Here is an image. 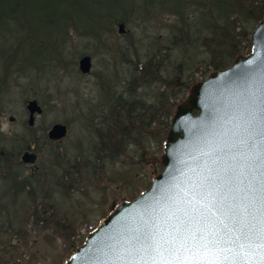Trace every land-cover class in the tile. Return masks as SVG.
I'll return each instance as SVG.
<instances>
[{"label": "rangeland", "instance_id": "rangeland-1", "mask_svg": "<svg viewBox=\"0 0 264 264\" xmlns=\"http://www.w3.org/2000/svg\"><path fill=\"white\" fill-rule=\"evenodd\" d=\"M104 3L99 11L101 13L96 16L101 21H93L90 26L91 19L88 17L89 24L85 21L70 23L62 46V59L58 65H52L51 70L29 68L24 71L17 68L15 62L7 67L0 65V148L2 152L16 151L9 140H29V152L36 154L34 165L38 168L33 171L34 165L20 163L10 166L13 173L18 172L19 178H31V185L25 190L31 189L35 197L34 201L29 198L22 204L19 197L16 206L9 207L13 221L16 215L19 216L18 223H12V230L1 237L22 245H14L10 254L2 259L4 264L11 262L9 260L15 257L13 252L19 250L23 253L20 264H63L69 259L63 250L64 240L53 224L46 221L38 230L21 224L26 210L30 211L35 201L38 204L45 202L44 206L50 205L47 215L67 218V224L71 226L69 231H77L74 240L80 243L97 226L101 217L110 211L111 202L135 197L149 186L152 177L161 170L163 140L160 142L154 138V122L144 126L139 134L138 127L136 133H129V144L125 149L121 148L116 156L109 151L102 152L103 157L98 160L95 151L93 153L96 138L92 137L91 131L98 122V115L102 118L107 107L110 108L116 93L122 94L123 103L133 99L138 101V104L134 102L138 106L142 100L143 108L153 115L156 106L161 104L160 98L170 95L167 103L175 111L177 100L187 94V91L178 92V80L183 81L185 89L213 71L203 65L207 54L200 44L186 45V39L178 32L180 21H176V16L166 10L177 0H104ZM119 23L124 26L123 32L118 31ZM195 23L191 30L193 34L199 31L200 35L210 33L205 26L201 31L198 21ZM50 34L51 40L38 59L39 63L45 62L43 56L46 49L55 46L53 40L57 35ZM41 39L46 38L40 36ZM157 49L159 52L154 59ZM85 54L91 57L92 63L90 72L82 74L78 61ZM152 61L156 62V67L148 65ZM156 78L161 82L157 83ZM161 84L166 85L163 91L159 90ZM171 84L174 86L171 87ZM30 99L37 100L42 112L35 116L34 131L28 132L25 128L28 116L26 103ZM89 109L93 110L89 114L96 112L92 114H96L93 120L87 114ZM123 110L121 125L130 120ZM10 115L14 116L13 121L8 119ZM153 115L149 119L144 115L143 123H146L145 120L152 121ZM55 122L65 123L67 133L60 140H49L46 132ZM23 151L25 149L22 148L20 154ZM91 165L99 168L93 172V168H89ZM75 166L78 167V175L74 173ZM71 170L73 175L66 176ZM5 173L0 171V194L8 197L13 191L10 194L4 188L7 182L1 176H6ZM38 178L43 187L38 191L39 197L34 187L39 182ZM19 225L22 233L18 232Z\"/></svg>", "mask_w": 264, "mask_h": 264}, {"label": "water", "instance_id": "water-1", "mask_svg": "<svg viewBox=\"0 0 264 264\" xmlns=\"http://www.w3.org/2000/svg\"><path fill=\"white\" fill-rule=\"evenodd\" d=\"M118 31H124L122 23L118 24ZM250 43L247 54L237 55L229 66L211 71L205 79L190 86L187 96L177 104L165 136L162 169L135 198L114 205L63 264H116L113 250L128 241L134 242V236L151 231L153 224L159 226L166 218L168 223L176 224L171 215L183 216L186 201L198 190L197 183L209 175L220 174V167L214 161L221 139L240 122L250 99L259 97L264 90V18L251 31ZM90 68L91 57L81 56L79 71L87 74ZM26 108L27 124L33 126L42 107L36 99H30ZM8 119L13 121L14 116ZM66 133L67 125L55 122L46 136L60 140ZM35 159L36 155L29 151L21 155L25 163H33ZM259 171L257 161L254 175L259 177ZM235 237H239V232L232 233L229 239ZM236 244H244L245 249L257 253L248 256L241 253L240 264H261L264 240L258 233H249L248 239H235V244L230 245L233 251Z\"/></svg>", "mask_w": 264, "mask_h": 264}, {"label": "trees", "instance_id": "trees-1", "mask_svg": "<svg viewBox=\"0 0 264 264\" xmlns=\"http://www.w3.org/2000/svg\"><path fill=\"white\" fill-rule=\"evenodd\" d=\"M168 1L172 2V0ZM104 5V0H0V65L7 67L12 62H15L18 64L17 68L24 71L29 68H36L40 71L45 68H51L55 63L58 65L62 59V46L70 23L72 21H85L89 24V21H91L90 26H92L93 21H101L96 16L101 13L99 11ZM163 5L165 6V4ZM166 10L176 16V21H180L178 32L179 35L182 34L186 39V45L200 44V47L206 52L207 57L202 61L205 69L216 70L227 67L238 54L246 53L250 50V33L254 26L264 18V0H177L176 4L166 7ZM88 13L90 16H88ZM88 17L91 20L87 21ZM195 21H198L201 31L203 26H205L210 33L208 35H200L199 31L198 34H193L191 30L192 27L196 26ZM74 24L78 26L76 23ZM52 32L57 35L55 40H53L55 46L53 47L52 45L46 49V54L43 56V61L45 60V62L39 63V58L45 46L51 40L50 33ZM39 33L40 35L38 36ZM55 35H52V37ZM194 35L195 38H193ZM40 36L46 39H41L40 41ZM198 38V42L195 43ZM158 52L159 49L153 54L154 59ZM149 58L151 57L149 56ZM152 62L154 63L152 64ZM152 62L148 65L156 67V62ZM203 72L205 76L206 70ZM155 81L157 83L161 82L157 78ZM165 86V84H161L159 90L163 91ZM172 86L174 84H171ZM169 98L170 95H163L160 98L159 102L161 104L156 106L152 121L145 120L146 123H143L142 120L135 119L125 121L121 125V148L125 149L126 145L129 144V133H136L135 131L138 127L137 133L139 134V131H142L144 126L146 127L152 122H154V134L152 132L154 138L160 142L164 139L172 115V108L167 103ZM25 128L28 132L34 131V127L25 125ZM94 131L100 133L98 127H94ZM109 137L108 135L106 136V138ZM9 141L12 146L16 147V151L2 152L3 149L0 148V171L4 170L6 172L4 174L6 176L1 177L7 182H12V185L17 190H22L21 192L25 194V201L31 198L32 202L35 194L31 189L32 193L24 190L28 184L31 185V178L23 177L21 179L19 174H16L17 172L10 173L12 164L21 163L19 157L21 149H30L29 140L24 142L20 139L15 141L17 144L12 139ZM93 151H95V155L97 154L98 160H100V156L103 157L101 148ZM10 152L11 154L8 155ZM87 164L88 162L85 160V165ZM75 168L74 173L78 175V167L75 166ZM89 168H93L94 172L99 167H95V169L91 165ZM68 173L66 174L68 177L73 175L72 170L68 171ZM31 188H33V185ZM43 199L46 201V196ZM37 207L38 204L35 203L30 211L28 210V214L24 216L26 221L32 217L30 228L38 230L41 224L46 221L51 225L53 224L57 234L64 240L63 250L70 257L75 248L83 242L76 243V240H74L77 231H69L71 226L67 224V218H54L50 214H46L44 205L43 209H38ZM15 217L16 219L19 218L18 215ZM3 219L0 225L8 224V227H13L12 222L9 224L5 218ZM23 227H26V223L23 224ZM18 232L22 233L21 225H19Z\"/></svg>", "mask_w": 264, "mask_h": 264}, {"label": "snow or ice", "instance_id": "snow-or-ice-1", "mask_svg": "<svg viewBox=\"0 0 264 264\" xmlns=\"http://www.w3.org/2000/svg\"><path fill=\"white\" fill-rule=\"evenodd\" d=\"M215 156L220 174L197 183L183 216L171 215L176 224L166 218L113 250L116 264H240L241 253L257 254L244 244H236V251L230 245L253 232L264 240V90L250 99ZM234 232L239 237L229 239ZM260 255L264 264V244Z\"/></svg>", "mask_w": 264, "mask_h": 264}, {"label": "flooded vegetation", "instance_id": "flooded-vegetation-1", "mask_svg": "<svg viewBox=\"0 0 264 264\" xmlns=\"http://www.w3.org/2000/svg\"><path fill=\"white\" fill-rule=\"evenodd\" d=\"M175 73L176 72H174V74ZM177 83H178L177 89H178L179 93H181V92L183 93L185 91L188 92L189 86H187L184 89L183 81L178 80ZM183 98H181L180 100H177V102H180ZM132 101H133V103H131ZM132 101L131 100L125 101L123 103L121 93L120 94L116 93L114 95V98L112 99V103H111L110 108L107 107V109L103 113L102 118H100L98 115V122H96L94 124L93 129L91 131L92 137L96 138V141H95L96 143L93 144L92 151L95 149L97 150L98 148H101V150H102V152H104V154L109 151L110 154H114L116 156L119 153V151L121 150V146H122V144H121V122L123 119V111H124L123 108L125 109V113L130 120H135V119H140V118H141L140 120H142V119H144V117H143L144 115H147L146 119H149L150 116L152 117L153 113L150 114L147 109L143 108V101L142 100H140V102H139L140 104L138 106L137 105L135 106V104H134L135 101L133 99H132ZM171 102H173L172 99H171ZM135 103L138 104V101H136ZM176 104H178V103H176ZM90 111H93V110L89 109L87 114H89ZM139 111H140V113H139ZM94 113H96V112H92L91 114H89V115H91L90 116L91 118H89V119L95 118L96 114L92 115ZM173 113H174V109L172 111V115H173ZM138 116H140V117H138ZM94 127H98V129L100 130V133H96L94 131ZM107 135L110 137L106 138ZM19 157H21V154L19 155ZM20 164L25 165L28 163H24L21 161ZM32 165H34V164H32ZM33 169H34L33 171H36L38 168L34 165ZM10 173H13V170H10ZM16 174H18V172ZM37 180H39V182L34 187H35V191H37V194L39 197L40 195H39L38 191H41L43 189V187L41 185L42 184L41 179L38 178ZM30 181H32V180H30ZM34 181H36V180H34ZM6 182H7V180H6ZM5 185L6 186L4 188H6V191L7 192L9 191V193H10V191H13V194L10 193L11 195H9L8 197L5 194L3 196L0 194V224H2V222L4 220L3 218H5L9 224L12 222V223H15V225H16L18 223V221H17V219L15 221H13L11 219L13 213L10 212L9 207L10 208L15 207L16 206L15 203L18 202L19 197H21L20 198L21 199L20 204H22V202L25 201V194L23 192H21L22 190L21 191L17 190V188L12 185V182H7ZM28 185L26 187H29ZM25 188H24V190H25ZM5 198H9V199L5 201L4 200ZM35 203L38 204V202H36V201H35ZM114 204H116V202H114V201L111 202L109 209L112 208V206ZM42 205H43V202L41 204H38L37 208L43 209ZM44 210H46V214H48L47 212L49 210H51L50 205L45 206ZM25 214H28V210H26ZM31 218L32 217H30V219L28 221H26V219L24 217L21 224L26 223V226L28 225L27 227L30 228L31 227ZM11 230H12V228L8 227V224H5L3 226L0 225V264H4V263H2V259H4L6 255L10 254L14 245H19V246L22 245V244H20V242L16 244V243H12V241H9V240L5 241L4 239H2V237H3L2 235L6 234L7 232H10ZM9 237H7V238L10 239ZM17 252H19V254H17ZM17 252H13L15 257H13V259H10L9 261H11V260L12 261L9 262L8 264H17V263L20 264L22 262L21 257L23 255V253L21 252V250H19Z\"/></svg>", "mask_w": 264, "mask_h": 264}]
</instances>
